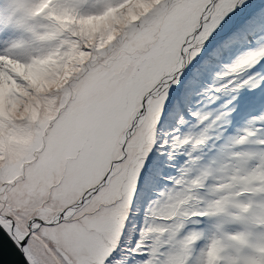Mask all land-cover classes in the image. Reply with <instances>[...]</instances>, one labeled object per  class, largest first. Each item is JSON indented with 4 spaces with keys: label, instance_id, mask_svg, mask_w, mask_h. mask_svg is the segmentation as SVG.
<instances>
[{
    "label": "snow or ice",
    "instance_id": "obj_1",
    "mask_svg": "<svg viewBox=\"0 0 264 264\" xmlns=\"http://www.w3.org/2000/svg\"><path fill=\"white\" fill-rule=\"evenodd\" d=\"M0 228L27 264H264V3L0 0Z\"/></svg>",
    "mask_w": 264,
    "mask_h": 264
},
{
    "label": "water",
    "instance_id": "obj_2",
    "mask_svg": "<svg viewBox=\"0 0 264 264\" xmlns=\"http://www.w3.org/2000/svg\"><path fill=\"white\" fill-rule=\"evenodd\" d=\"M0 264H27L23 254L9 239L3 228H0Z\"/></svg>",
    "mask_w": 264,
    "mask_h": 264
},
{
    "label": "rangeland",
    "instance_id": "obj_3",
    "mask_svg": "<svg viewBox=\"0 0 264 264\" xmlns=\"http://www.w3.org/2000/svg\"><path fill=\"white\" fill-rule=\"evenodd\" d=\"M261 3H264V0H260ZM224 220L223 218H217L212 221L209 232L210 233H219L223 231ZM27 242V241H26Z\"/></svg>",
    "mask_w": 264,
    "mask_h": 264
},
{
    "label": "clouds",
    "instance_id": "obj_4",
    "mask_svg": "<svg viewBox=\"0 0 264 264\" xmlns=\"http://www.w3.org/2000/svg\"><path fill=\"white\" fill-rule=\"evenodd\" d=\"M25 243H26V240H25Z\"/></svg>",
    "mask_w": 264,
    "mask_h": 264
}]
</instances>
